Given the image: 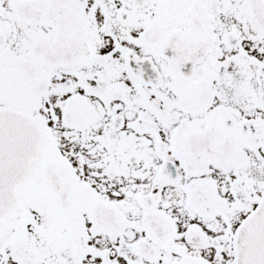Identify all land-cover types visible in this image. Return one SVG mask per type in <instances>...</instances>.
I'll use <instances>...</instances> for the list:
<instances>
[{
  "label": "snow or ice",
  "instance_id": "obj_1",
  "mask_svg": "<svg viewBox=\"0 0 264 264\" xmlns=\"http://www.w3.org/2000/svg\"><path fill=\"white\" fill-rule=\"evenodd\" d=\"M0 264H264V0H0Z\"/></svg>",
  "mask_w": 264,
  "mask_h": 264
}]
</instances>
